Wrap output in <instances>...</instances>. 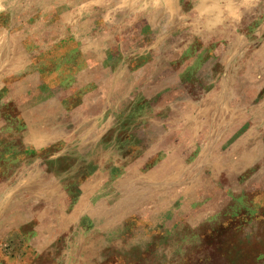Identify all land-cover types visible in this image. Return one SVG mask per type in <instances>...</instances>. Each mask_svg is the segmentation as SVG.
Segmentation results:
<instances>
[{"label":"rangeland","instance_id":"obj_1","mask_svg":"<svg viewBox=\"0 0 264 264\" xmlns=\"http://www.w3.org/2000/svg\"><path fill=\"white\" fill-rule=\"evenodd\" d=\"M0 264H264V0H0Z\"/></svg>","mask_w":264,"mask_h":264}]
</instances>
